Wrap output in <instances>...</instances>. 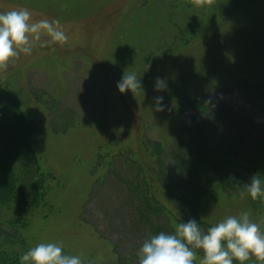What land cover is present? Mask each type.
Listing matches in <instances>:
<instances>
[{"label":"rangeland","instance_id":"obj_1","mask_svg":"<svg viewBox=\"0 0 264 264\" xmlns=\"http://www.w3.org/2000/svg\"><path fill=\"white\" fill-rule=\"evenodd\" d=\"M191 2L0 0V11L27 7L35 19L59 17L69 36L64 44L38 45L0 71V93L11 95L37 124L33 148L47 181L46 209L11 206L1 213L0 220L27 218L28 248L55 240L85 264H138L143 239L157 232L155 226L170 231L175 223L168 228L164 217L149 226L139 219L136 197L125 185L127 178L138 179L133 162H123L142 158L164 174L146 149L153 141L166 150L189 141L196 118L205 125L187 95L226 109L224 122L210 130L230 137L235 158L248 166L264 137V0L238 7L226 20L214 13L217 6ZM124 70L141 76L143 91L118 92ZM156 77L166 88H154ZM104 155L105 161L119 156L107 169L99 167ZM215 193L203 203L208 222L247 210L262 226L264 200L252 211L243 195Z\"/></svg>","mask_w":264,"mask_h":264},{"label":"trees","instance_id":"obj_2","mask_svg":"<svg viewBox=\"0 0 264 264\" xmlns=\"http://www.w3.org/2000/svg\"><path fill=\"white\" fill-rule=\"evenodd\" d=\"M253 1L192 0L191 3L200 7L217 6L219 11L214 13L226 20L235 9ZM186 97L185 102L205 119V125L196 118L189 141L178 140L167 150L153 141L152 146L146 149L149 156L156 158L157 168L160 166L164 174L159 170L154 171L152 165L144 164L142 158L135 157L134 160L128 156L123 162L127 165L133 162L138 181L127 178L125 185L136 197L138 205L135 208L139 219L149 226L152 225L150 220L157 223L166 217L168 228L170 223L176 224L179 218H196L207 227L212 223L203 217V203L211 200L216 191L230 196L243 195L252 211L260 207L261 200H253L243 184L250 180L253 173L264 176V137L256 141V149L250 156L248 166L243 165L235 158L230 137H216L210 130H215L224 122L228 114L226 109L210 98L204 101L193 94ZM7 105L9 120L3 111ZM37 130V124L25 117L18 102L11 95L0 93V218L1 213L11 206L32 211L44 210L48 206L45 202L47 181L33 148L37 142ZM5 136L8 139H3ZM118 156L113 155L105 161L104 155V164L100 162L99 167L107 166L108 169ZM161 175L164 182L161 179L160 188L157 183ZM171 200L177 206L175 211L168 205ZM26 226L27 218L23 215L0 220V264H19L18 257L28 249L24 233ZM261 227L264 229V220ZM155 229L158 231L161 227L157 225Z\"/></svg>","mask_w":264,"mask_h":264},{"label":"clouds","instance_id":"obj_3","mask_svg":"<svg viewBox=\"0 0 264 264\" xmlns=\"http://www.w3.org/2000/svg\"><path fill=\"white\" fill-rule=\"evenodd\" d=\"M68 40L59 17L35 19L27 7L0 11V71L21 54H31L38 45ZM166 86L163 78H155L154 88ZM116 87L119 93L143 91L141 76L124 70ZM154 99L157 109L162 110L163 96ZM243 188L253 200H264V176L253 173ZM197 257L199 264H257V260L264 261V229L247 210L226 215L207 227L196 218H179L172 230L149 233L136 250L138 264H197ZM18 260L19 264H85L80 254L66 252L62 242L55 240L36 243Z\"/></svg>","mask_w":264,"mask_h":264}]
</instances>
